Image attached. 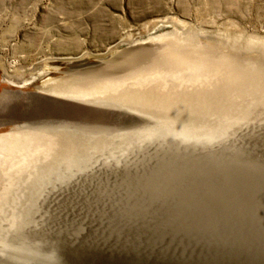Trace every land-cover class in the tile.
I'll return each mask as SVG.
<instances>
[{"label":"rangeland","instance_id":"374dc122","mask_svg":"<svg viewBox=\"0 0 264 264\" xmlns=\"http://www.w3.org/2000/svg\"><path fill=\"white\" fill-rule=\"evenodd\" d=\"M12 134L0 264H264V0H0Z\"/></svg>","mask_w":264,"mask_h":264},{"label":"bare ground","instance_id":"6f19581e","mask_svg":"<svg viewBox=\"0 0 264 264\" xmlns=\"http://www.w3.org/2000/svg\"><path fill=\"white\" fill-rule=\"evenodd\" d=\"M53 82L55 81V80H52ZM51 81V82H52ZM81 81V79L79 78V79H77V80H74V84H78L79 82ZM61 82V80H58L57 82H55V83H52V84H50L49 86H48V84L50 83H48V84H46L44 87H47V89L45 90L46 92H49V93H51L52 92V89L50 88V87H53L54 85H56V84H59ZM72 83V81L71 80H69V81H67L65 84V86H72L73 84H71ZM68 84V85H67ZM74 88V87H73ZM74 89H77V90H79V91H89V92H93V91H96V90H93L92 88H87V87H80V86H78L77 87V85H76V88H74ZM54 91V90H53ZM127 90L126 89H123L122 90V92H124V93H121L122 95L123 94H125V92H126ZM106 92H111V91H109V90H107ZM19 135H17V134H12V135H5V136H0V141H3L4 139H5V141L6 140H9V139H11V138H17ZM58 145V144H57ZM56 145V146H57Z\"/></svg>","mask_w":264,"mask_h":264}]
</instances>
